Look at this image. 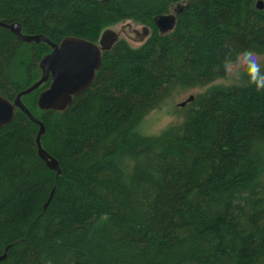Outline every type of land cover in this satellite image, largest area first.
<instances>
[{
  "label": "trees",
  "instance_id": "trees-1",
  "mask_svg": "<svg viewBox=\"0 0 264 264\" xmlns=\"http://www.w3.org/2000/svg\"><path fill=\"white\" fill-rule=\"evenodd\" d=\"M257 1L0 0L1 21L56 44L97 43L128 20L151 29L141 45L120 38L104 51L93 84L64 110L38 105L51 79L22 97L60 173L20 108L0 128V264H264V89L250 81L253 64L195 94L183 120L139 131L175 94L225 78L244 53L264 54ZM180 3L161 33L155 17ZM51 51L0 26V94L14 100L36 82Z\"/></svg>",
  "mask_w": 264,
  "mask_h": 264
},
{
  "label": "water",
  "instance_id": "water-1",
  "mask_svg": "<svg viewBox=\"0 0 264 264\" xmlns=\"http://www.w3.org/2000/svg\"><path fill=\"white\" fill-rule=\"evenodd\" d=\"M175 7L174 11L176 13L170 12L155 17V24L161 33H168L174 29L177 15L183 11L184 5L180 3ZM257 7L260 9L264 7L262 0L257 1ZM128 22L131 25V21ZM0 26L11 30L23 41H35L36 43L44 41L52 47V51L45 54L40 60L41 76L36 82L17 93L14 100L0 94V128L10 123L15 117L16 108H20L32 121L40 125L36 138L39 154L51 168L60 173L58 161L42 146L41 136L45 133V125L30 111L23 102L22 97L51 79L49 86L40 93L38 105L44 110H64L73 102L75 96L84 92L93 84L96 73L102 66L103 52L110 50L120 39L121 31L107 28L102 32L97 43L68 36L60 44H56L45 35L23 34L21 24L17 22L7 23L0 20ZM124 31L127 39L134 42H144L149 35L147 26H144L142 30L135 28L132 31ZM193 99L194 95H190L179 105L185 106ZM7 250L8 247L3 254H0V261L7 258Z\"/></svg>",
  "mask_w": 264,
  "mask_h": 264
},
{
  "label": "rangeland",
  "instance_id": "rangeland-1",
  "mask_svg": "<svg viewBox=\"0 0 264 264\" xmlns=\"http://www.w3.org/2000/svg\"><path fill=\"white\" fill-rule=\"evenodd\" d=\"M121 37L127 39L124 35H121ZM127 40L132 46H138L140 44L139 42H134L129 39ZM257 60L259 63H261L264 60V54L255 53V56H249L247 53H244L240 55L236 64L230 65L228 67L225 78H220L203 87L191 89L186 93L175 94L172 98L167 100L162 107L152 110L145 116L139 126V131L146 135H156L159 134L169 124L183 120L184 113L182 108L185 106L179 105L182 101L186 100L190 95H195L199 92H202L212 85L220 83L229 84L237 81L239 77H241L242 73L246 71L244 70V66L247 63L253 64Z\"/></svg>",
  "mask_w": 264,
  "mask_h": 264
},
{
  "label": "clouds",
  "instance_id": "clouds-1",
  "mask_svg": "<svg viewBox=\"0 0 264 264\" xmlns=\"http://www.w3.org/2000/svg\"><path fill=\"white\" fill-rule=\"evenodd\" d=\"M249 56H255V53H247ZM250 81L253 83L257 90L264 89V74L260 73L259 61H255L249 70Z\"/></svg>",
  "mask_w": 264,
  "mask_h": 264
},
{
  "label": "flooded vegetation",
  "instance_id": "flooded-vegetation-1",
  "mask_svg": "<svg viewBox=\"0 0 264 264\" xmlns=\"http://www.w3.org/2000/svg\"><path fill=\"white\" fill-rule=\"evenodd\" d=\"M178 5V4H177ZM176 5V6H177ZM174 8H176V7H174ZM174 8H172V10L170 11V12H173V13H176L175 11H174ZM169 12V13H170ZM180 14V13H179ZM178 14V15H179ZM178 15H177V17H178ZM144 26H146V25H142V24H136V23H133V22H131V25H129V22L128 21H124V22H121V23H118V25H115L113 28L114 29H116V30H120L121 31V35H126V33H125V31L124 30H129V31H132L133 29H139V30H142V28L144 27ZM148 27V26H147ZM149 28V27H148ZM150 32H151V29L149 28V34H150ZM120 35V36H121ZM149 36V35H148ZM120 38H122V37H120ZM127 38V37H126ZM148 38V37H147ZM146 38V39H147ZM127 40V39H126ZM145 41V40H144ZM140 44L139 45H141L143 42H139ZM49 82L50 81H48L47 83H48V86H49ZM47 86V87H48Z\"/></svg>",
  "mask_w": 264,
  "mask_h": 264
}]
</instances>
